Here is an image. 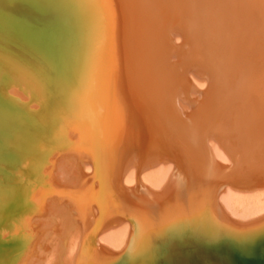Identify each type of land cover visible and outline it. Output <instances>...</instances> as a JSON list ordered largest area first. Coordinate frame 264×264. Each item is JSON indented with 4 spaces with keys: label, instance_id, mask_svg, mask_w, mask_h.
<instances>
[{
    "label": "bare ground",
    "instance_id": "6f19581e",
    "mask_svg": "<svg viewBox=\"0 0 264 264\" xmlns=\"http://www.w3.org/2000/svg\"><path fill=\"white\" fill-rule=\"evenodd\" d=\"M0 264H264V0H0Z\"/></svg>",
    "mask_w": 264,
    "mask_h": 264
}]
</instances>
